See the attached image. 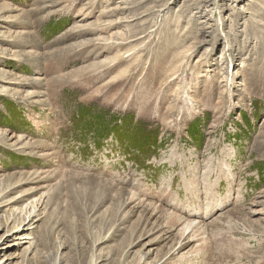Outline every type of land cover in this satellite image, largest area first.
<instances>
[{
  "label": "rangeland",
  "instance_id": "374dc122",
  "mask_svg": "<svg viewBox=\"0 0 264 264\" xmlns=\"http://www.w3.org/2000/svg\"><path fill=\"white\" fill-rule=\"evenodd\" d=\"M5 233L0 264H264V0H0Z\"/></svg>",
  "mask_w": 264,
  "mask_h": 264
},
{
  "label": "bare ground",
  "instance_id": "6f19581e",
  "mask_svg": "<svg viewBox=\"0 0 264 264\" xmlns=\"http://www.w3.org/2000/svg\"><path fill=\"white\" fill-rule=\"evenodd\" d=\"M194 221V220H193ZM28 224L26 225H23L22 227H18L16 230L10 232L7 236H6V239L7 238H10V237H15V241H13L12 243H6L5 246L6 247H10L11 246H15V245H21V244H24L26 243L27 241H30L31 238H29V235L27 233V231L30 229V227L27 226ZM2 235V234H1ZM6 235V233L4 235H2L0 237V240ZM5 239V240H6ZM3 248V247H2ZM9 260V259H8ZM1 261V260H0Z\"/></svg>",
  "mask_w": 264,
  "mask_h": 264
}]
</instances>
